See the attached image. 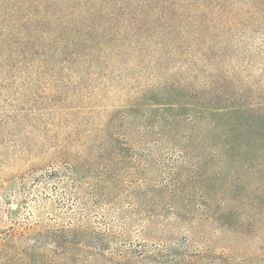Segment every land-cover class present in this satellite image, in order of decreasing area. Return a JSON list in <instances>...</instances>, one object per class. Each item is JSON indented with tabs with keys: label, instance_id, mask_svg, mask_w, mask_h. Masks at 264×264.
<instances>
[{
	"label": "rangeland",
	"instance_id": "rangeland-1",
	"mask_svg": "<svg viewBox=\"0 0 264 264\" xmlns=\"http://www.w3.org/2000/svg\"><path fill=\"white\" fill-rule=\"evenodd\" d=\"M176 81L264 117V0H0V264H264V159L223 167L125 128L129 103ZM166 169L193 232L155 191ZM77 228L104 258L58 238Z\"/></svg>",
	"mask_w": 264,
	"mask_h": 264
},
{
	"label": "trees",
	"instance_id": "trees-1",
	"mask_svg": "<svg viewBox=\"0 0 264 264\" xmlns=\"http://www.w3.org/2000/svg\"><path fill=\"white\" fill-rule=\"evenodd\" d=\"M214 98L212 89L206 87H195L182 81L159 84L144 90L134 102L129 103L128 112L121 118L128 124L125 128L129 132L134 125L140 128L142 139H152L154 146L164 144L182 150L187 157L192 154V147L204 145L211 150L210 160L217 161L223 167L227 164L229 166V163L251 165L263 160L264 117L248 115L246 107L234 105V102L231 106L218 107ZM115 140L116 137L111 138V142ZM163 176V184L155 187V191L172 204L173 218L179 221L178 224L185 226L188 232H193L192 223L181 219V212L186 206L183 179L171 169L163 171ZM195 184L197 183H192L202 194L206 192V184ZM228 187L230 189L231 185ZM164 193H168L169 199ZM203 200L208 201V197H203ZM144 204L145 202L142 203ZM158 215H162V212ZM58 238L64 245L100 250V255H95L104 258V251L100 248L103 239L83 234L79 228L72 229L69 237ZM91 242H95V245H91ZM164 252L166 254H162V251L159 253L161 263L164 264H204L207 258L212 257L206 251H193L188 255L176 249H165ZM239 260L223 258L222 264H262Z\"/></svg>",
	"mask_w": 264,
	"mask_h": 264
}]
</instances>
